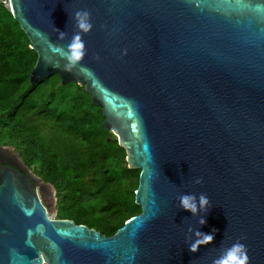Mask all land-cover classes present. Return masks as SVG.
<instances>
[{"label": "water", "instance_id": "95a60500", "mask_svg": "<svg viewBox=\"0 0 264 264\" xmlns=\"http://www.w3.org/2000/svg\"><path fill=\"white\" fill-rule=\"evenodd\" d=\"M77 10L92 16L88 71L67 72L55 48ZM11 14L37 54L30 86L58 75L102 108L141 172V214L112 237L52 220L47 183L0 169V264H213L236 241L264 264V0H11ZM200 193L207 212L179 206Z\"/></svg>", "mask_w": 264, "mask_h": 264}, {"label": "rangeland", "instance_id": "374dc122", "mask_svg": "<svg viewBox=\"0 0 264 264\" xmlns=\"http://www.w3.org/2000/svg\"><path fill=\"white\" fill-rule=\"evenodd\" d=\"M30 89L31 86L28 85L18 95L15 103L10 106L12 112L21 103L22 96ZM30 101L36 106V110L19 116L15 121L7 115L0 114V146L18 153L28 163L33 160L31 169L40 174L41 178L45 177V172L42 162L32 151L31 142L35 141L44 147L49 154L57 158L60 167L66 171L72 181H78L89 194H92L83 206L96 219L100 218V211L109 203H117L121 208L135 203L141 172L140 170H135V173L128 172L131 169L126 152L118 149L120 147L118 137L104 128L106 119L102 108L93 103L92 95L84 86L78 83L63 85L58 75L52 76L46 85L32 95ZM47 115L50 117L54 115V118H47ZM57 117H62L65 123H59ZM18 125L24 128L20 134L17 132L19 129L16 128ZM70 126L78 131L87 127L89 132L103 137L101 145L103 151L108 152L109 158L96 181L92 180L90 174H85L83 179H76L78 177L76 167L86 158L84 152L79 162L73 161L68 156L66 152L68 147H82V142L71 133ZM101 155L99 151L97 162L100 169ZM106 171L108 176H105ZM108 177L112 182H108ZM47 185L40 190V197L48 210L49 217L52 220H64L62 196L53 186Z\"/></svg>", "mask_w": 264, "mask_h": 264}, {"label": "trees", "instance_id": "16d2710c", "mask_svg": "<svg viewBox=\"0 0 264 264\" xmlns=\"http://www.w3.org/2000/svg\"><path fill=\"white\" fill-rule=\"evenodd\" d=\"M2 8V7H1ZM0 8V114L7 115L12 121H15L23 114H29L36 110V106L30 99L37 90L46 85L48 80L31 86V89L21 98V103L14 108L12 106L18 95L24 88L30 85V74L37 62V54L30 49V41L22 31L20 25L14 20L10 11ZM53 77H56L54 75ZM67 85V84H66ZM44 114V113H41ZM46 114V113H45ZM47 118H54L46 116ZM59 123H65L62 117L56 119ZM19 134L24 130L17 126ZM70 131L82 142V147L72 146L66 149L68 156L73 161H80L82 152L85 153V161L78 163L76 167V179H83L85 174H90L92 180L96 181L98 175L108 160V152L103 151L101 145L103 137L99 134L89 132L87 127L80 131L70 126ZM33 153L38 156L42 162L45 177L42 179L45 183L55 188L58 194L62 196L63 219L72 220L77 225H85L90 229H95L101 234L112 237L121 229L132 217L141 214V208L135 203L120 207L117 203H109L100 211V218L96 219L94 215L87 211L83 206L84 202L92 194H89L78 181H72L57 161L54 155L49 154L46 149L37 142H31ZM120 151L125 152L121 147ZM101 152L102 168L97 162L98 152ZM27 162V161H26ZM34 161L27 162L28 166ZM129 173H135V170H128ZM41 177V175L39 174ZM108 176V172H105ZM108 177V182H112Z\"/></svg>", "mask_w": 264, "mask_h": 264}, {"label": "clouds", "instance_id": "9594fccd", "mask_svg": "<svg viewBox=\"0 0 264 264\" xmlns=\"http://www.w3.org/2000/svg\"><path fill=\"white\" fill-rule=\"evenodd\" d=\"M76 31L72 34L71 39L65 45L55 48L56 52L65 61L64 70L72 72L74 69H79L81 72L88 71L82 66V61L87 55L86 43L83 39L93 30L92 16L88 10H77L73 15ZM58 33V39L64 41L67 38V33L55 29ZM125 50V54H126ZM99 59V57H97ZM195 184H202L203 180L197 178ZM210 200L204 193L199 196L194 194H183L179 197V206L190 212L193 215H198L201 211L207 212L210 207ZM30 214V213H29ZM206 223V219L201 218L200 224ZM215 230L212 234H204L196 232V239L189 244V250L193 253L197 252L202 245L210 244L215 239ZM213 264H249L248 249L245 244L236 241L224 247L219 254L213 258Z\"/></svg>", "mask_w": 264, "mask_h": 264}, {"label": "flooded vegetation", "instance_id": "af4514ba", "mask_svg": "<svg viewBox=\"0 0 264 264\" xmlns=\"http://www.w3.org/2000/svg\"><path fill=\"white\" fill-rule=\"evenodd\" d=\"M0 169L15 171L27 179H29V174L36 175L44 181L39 174L28 166L27 162L24 161L18 153L12 151L11 149L3 148L2 146H0Z\"/></svg>", "mask_w": 264, "mask_h": 264}, {"label": "built area", "instance_id": "2783aa9c", "mask_svg": "<svg viewBox=\"0 0 264 264\" xmlns=\"http://www.w3.org/2000/svg\"><path fill=\"white\" fill-rule=\"evenodd\" d=\"M0 6L11 12V0H0Z\"/></svg>", "mask_w": 264, "mask_h": 264}]
</instances>
